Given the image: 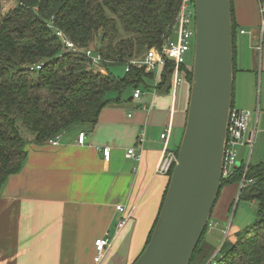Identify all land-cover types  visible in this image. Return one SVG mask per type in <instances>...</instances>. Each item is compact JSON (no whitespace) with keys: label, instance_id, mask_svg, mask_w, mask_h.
<instances>
[{"label":"crops","instance_id":"obj_1","mask_svg":"<svg viewBox=\"0 0 264 264\" xmlns=\"http://www.w3.org/2000/svg\"><path fill=\"white\" fill-rule=\"evenodd\" d=\"M233 1L238 27L251 28L241 34V44L236 43L234 108L252 113L249 136L254 132V146L264 147L262 17L258 0ZM248 62L250 68L245 66ZM181 72L184 81L175 90L160 89L161 76L155 74L144 79L140 98H134L136 88H130L128 95L112 96L109 99H120L102 110L93 130L85 126L67 131L56 146L30 139L22 170L0 191V264L135 263L169 183L157 169L166 148L178 149L186 126L191 85L185 71ZM244 74L253 81L261 79L256 102L251 81L241 77L238 83L237 77ZM166 131L168 140H162ZM81 133L87 136L84 145L78 143ZM240 147L250 150L247 145ZM105 148L111 149L109 161L103 154ZM130 149L141 154L140 161L127 157ZM250 159L248 164L240 159L238 165H249ZM238 194V184L226 186L213 217L227 222ZM119 206L125 209L123 213L117 210ZM124 219L126 225L118 231ZM239 233V227H229L225 240L234 242ZM106 235L112 246L104 260L96 263L95 243Z\"/></svg>","mask_w":264,"mask_h":264},{"label":"trees","instance_id":"obj_2","mask_svg":"<svg viewBox=\"0 0 264 264\" xmlns=\"http://www.w3.org/2000/svg\"><path fill=\"white\" fill-rule=\"evenodd\" d=\"M182 1L0 0V191L12 175L22 170L31 138L41 145L76 128L86 126L93 130L102 110L120 99H109L108 94L119 97L130 88H140L145 78L155 77L137 67L116 77L109 73V68L126 67L150 49H161L174 35ZM231 1L236 76L238 25L234 1ZM4 3H11L5 12ZM57 30L80 52L67 51ZM88 50L101 57L106 74L93 67L92 60L85 55ZM174 67V62L168 59L161 74L160 89H171ZM182 70L191 85L192 69L184 65ZM24 129L30 132L29 138ZM172 172L167 176L169 183ZM244 178L248 184L240 190ZM222 182L216 205L226 186L238 184V202L256 201L257 219L235 242L225 240L209 264H264V162L242 164ZM208 230L209 226L190 264L200 261L207 264L213 256L215 249L204 241Z\"/></svg>","mask_w":264,"mask_h":264},{"label":"water","instance_id":"obj_3","mask_svg":"<svg viewBox=\"0 0 264 264\" xmlns=\"http://www.w3.org/2000/svg\"><path fill=\"white\" fill-rule=\"evenodd\" d=\"M193 5L195 57L178 162L150 242L134 264H190L223 186L235 88L232 1Z\"/></svg>","mask_w":264,"mask_h":264},{"label":"built area","instance_id":"obj_4","mask_svg":"<svg viewBox=\"0 0 264 264\" xmlns=\"http://www.w3.org/2000/svg\"><path fill=\"white\" fill-rule=\"evenodd\" d=\"M260 14L262 17L261 23V41H264V0H258ZM7 6L5 3V7L3 8V12L7 10ZM193 21V14L190 12V0H183L180 13L176 20V25L174 27V35L171 38H168L163 44L161 49L152 48L150 49L141 59H133L126 66V72H130L132 67L143 68L147 74H157L160 75L163 72L164 67L166 66V62L168 59L172 60L175 64L174 73L171 81V87L173 90L177 89L184 81V76L182 75V67L186 63V56L191 51L194 42H195V28L191 27ZM57 36L59 37L62 44L65 46L67 51H71L74 53H79L78 47L69 40L66 35L57 30ZM241 34H246L245 30L240 31ZM261 50V47L258 48ZM87 58L92 60L93 67L96 69L102 70L101 64L102 59L100 56L95 55L92 50H88L85 52ZM143 95V91L140 88H137L134 92V98L138 99ZM252 113L246 110H239L236 108H232L230 116H229V124H228V133L227 140L225 145L224 152V161H223V169H222V179H228L233 174L235 168L238 163V146L247 145L250 148L254 145L255 134L254 132L249 136L250 133V123H251ZM86 134L81 133L79 135L78 143L80 145H84L86 142ZM169 131H166L162 136V140H168ZM59 137L48 141L49 144L56 146L58 145L57 139ZM141 142L143 140H140ZM103 154L106 161H109L111 156V149L105 148L103 149ZM127 157L130 159H134L136 161L141 160V154H137L135 149H130L128 151ZM178 162V154L175 151L166 148L163 159L157 169L158 174L163 176H168L175 165ZM248 182L244 178L240 183V190L243 189ZM117 210L121 213L125 211V209L121 206L117 207ZM127 219H124L118 225V231L122 230L126 225ZM211 223L209 224V226ZM97 255L95 258L96 263H101L108 250L112 246V241L109 236L100 238L95 243Z\"/></svg>","mask_w":264,"mask_h":264},{"label":"rangeland","instance_id":"obj_5","mask_svg":"<svg viewBox=\"0 0 264 264\" xmlns=\"http://www.w3.org/2000/svg\"><path fill=\"white\" fill-rule=\"evenodd\" d=\"M10 4L11 3H6L7 8L10 7ZM190 12L193 14V21H192L191 27L195 28L194 5L190 6ZM240 29L241 28L238 27L237 39H236V43L238 42L239 45L241 44L240 41L244 38V36H241V33H240L241 30ZM245 30L249 31V30H251V28L245 27ZM242 50L244 51V49H241L240 51H242ZM194 57H195V42H194V45H193L191 51L186 56L185 66L187 68L193 69ZM251 65H252V63H250V62L245 64V66L247 68H250ZM238 66H239V64H238ZM97 71H99V69ZM109 73L112 76L122 77L126 73V67L111 66L109 68ZM241 77L247 78L248 82H249V80L251 81L250 84L252 87V91H253V93L256 94V98H255V102H256L259 94H261V90H260L261 89V79L258 78V81H253L254 78L252 76L250 77V76H248V74H244V76L239 75L237 77L238 83L240 82ZM245 82H247V81H245ZM129 91H130V89H128V91H125V95L126 94L128 95ZM114 95H116V94L110 93V94H108V98H111ZM239 110H241V109H239ZM24 134L28 138L31 136L30 132L26 129H24ZM262 145L260 146L257 143L256 146L253 145L255 147L254 149H253V147L252 148L249 147L250 150H248V149L245 150L242 147L238 146L237 147V152H238V156H239L238 161L240 159H242L245 161V163L248 164L250 157H251L250 162L253 165H256L257 163L264 161V147H262ZM252 150H253V153L250 156V153L252 152ZM238 161H237V163H239ZM238 196H239V194H238ZM235 200L237 202L228 212V221L227 222H221V221L215 219L214 217L210 221L211 225L209 226V230L206 234L204 241H205V245L211 246L215 250H214L213 256L208 260L207 264H209L214 259V257L216 255H218V251L221 248L222 244L224 243L225 238L227 237V230L229 229V227H232V228L239 227L241 232H242L246 227H248L249 225L254 223V221L257 219L258 204L256 201L242 200L239 203L238 197H236ZM239 235H240V233L238 234V236ZM233 241L235 242L236 239ZM206 248L207 247L205 246V249ZM196 264H202V263L200 261V262H197Z\"/></svg>","mask_w":264,"mask_h":264}]
</instances>
